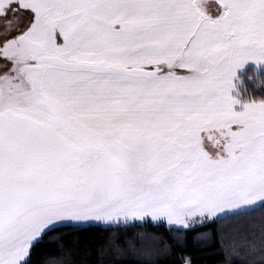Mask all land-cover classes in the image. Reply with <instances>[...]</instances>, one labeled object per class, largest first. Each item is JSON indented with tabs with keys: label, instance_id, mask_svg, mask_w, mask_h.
<instances>
[{
	"label": "snow or ice",
	"instance_id": "obj_1",
	"mask_svg": "<svg viewBox=\"0 0 264 264\" xmlns=\"http://www.w3.org/2000/svg\"><path fill=\"white\" fill-rule=\"evenodd\" d=\"M250 59L264 0H0V264H34L58 228L210 239L264 210V99L230 94ZM247 243L264 256V230Z\"/></svg>",
	"mask_w": 264,
	"mask_h": 264
},
{
	"label": "trees",
	"instance_id": "obj_2",
	"mask_svg": "<svg viewBox=\"0 0 264 264\" xmlns=\"http://www.w3.org/2000/svg\"><path fill=\"white\" fill-rule=\"evenodd\" d=\"M241 100L264 99V70L241 87ZM210 239L198 236L206 229L185 230L164 223H134L120 227L86 229L58 228L44 237L36 250L34 264H261L259 252L249 254L247 241L259 238L264 230V210L225 216L211 226ZM110 240L121 242L122 252L109 247ZM125 241H128L126 243ZM235 242V243H233ZM167 246V255H156ZM88 255H85V252Z\"/></svg>",
	"mask_w": 264,
	"mask_h": 264
},
{
	"label": "rangeland",
	"instance_id": "obj_3",
	"mask_svg": "<svg viewBox=\"0 0 264 264\" xmlns=\"http://www.w3.org/2000/svg\"><path fill=\"white\" fill-rule=\"evenodd\" d=\"M203 2L209 8L210 12L215 13L217 11L219 0H203ZM263 70H264V61L257 62L255 60H251V59L245 61L243 64L238 65L235 68L234 74L232 75L233 87L230 88V94L237 98L238 102L234 104V108L236 110H242L243 105L245 103L240 98L241 97L240 87H241L242 83L245 80H251L259 72H261ZM2 71H3V68H0V72H2ZM206 147L208 148L209 151H214V146L211 145L210 143H208L206 145ZM148 222H152V221L149 220ZM135 223H141V222H135ZM152 223H154V224H160V223L166 224V222L163 220L158 221V222H152ZM168 226L179 227L176 225H168Z\"/></svg>",
	"mask_w": 264,
	"mask_h": 264
}]
</instances>
